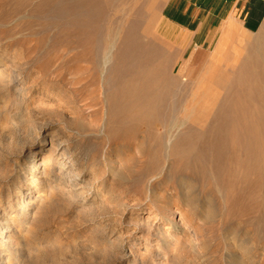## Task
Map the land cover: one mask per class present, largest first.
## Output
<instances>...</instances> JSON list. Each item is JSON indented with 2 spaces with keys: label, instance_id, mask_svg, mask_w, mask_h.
Returning a JSON list of instances; mask_svg holds the SVG:
<instances>
[{
  "label": "rangeland",
  "instance_id": "rangeland-1",
  "mask_svg": "<svg viewBox=\"0 0 264 264\" xmlns=\"http://www.w3.org/2000/svg\"><path fill=\"white\" fill-rule=\"evenodd\" d=\"M240 20L207 0H0V69L17 75L0 83V219L19 251L0 243V263L138 264L132 244L172 264L132 224L182 213L201 244L178 263L264 264V80L238 78L264 23ZM36 158L62 179L29 182Z\"/></svg>",
  "mask_w": 264,
  "mask_h": 264
},
{
  "label": "bare ground",
  "instance_id": "bare-ground-1",
  "mask_svg": "<svg viewBox=\"0 0 264 264\" xmlns=\"http://www.w3.org/2000/svg\"><path fill=\"white\" fill-rule=\"evenodd\" d=\"M261 45L262 46H258V47H255V48L253 47L255 50L252 49V50H254V52L250 51L252 53H249V52L246 53V51H247V50L245 51L246 47L245 48L244 47L241 48L243 50V52L246 53V56L244 55V57H242L243 56V53H242L241 57L243 58V60L240 57V59H241L240 66H241L242 72L243 71L244 72L247 71V73H245L246 76H244V75L243 76L240 75V77L237 76L238 78H240V79H246L247 78L248 81L249 80H254V79H257V80L263 79L264 80V42ZM222 46H224V45H218L217 46V49H216V53L217 54H219L221 52V50H223ZM250 49H248V50H250ZM233 51L236 52V54H240L241 53V51H239V50L236 51V49H234V48L232 49L231 53H233ZM147 53H149V52H147ZM215 57H216V55H215ZM237 58H238V56H237ZM108 60H109V56H108V54H105L104 62L106 63ZM9 66H11V65H9ZM9 66L7 65V67H9ZM7 67H5L4 69L3 68L0 69V83L7 84V87H9V89H10V88H13L15 86V84H12V82H13L14 79L17 78V75L14 73L15 72L13 70L14 68L12 69L11 67H9V68H7ZM139 69H141V67ZM132 70H133V68H132ZM255 70H259V71H255ZM129 71L131 72V70H129ZM134 71L137 72V70H134ZM238 71H239V68H238ZM254 71H255V73L256 72L257 73L260 72V74L257 75V76L253 75L252 73H254ZM139 73H140V71H139ZM139 73L137 72V75ZM139 75H141V77L144 76L143 78H145L147 76V70H143V72H141ZM141 77H139V78L141 79ZM144 81L147 82L146 79ZM239 81H241V80H239ZM239 81H237V82H239ZM132 83H133V81H132ZM247 85H245V86H247ZM259 87H260V85H259ZM248 88H249V86H248ZM261 88H263L262 85H261ZM144 90L146 91L145 88H144ZM262 90H264V88ZM21 94H23V92L21 90H19V92L16 94L17 95L16 98L18 100H19V97H20ZM147 100H149V99H147ZM144 101H145V99H144ZM149 110H150V108H149ZM146 111H148V110H146ZM61 138H60V140H58L56 146L54 148H52V150L50 152H48V155H50V153L52 151H55L57 147L59 148L58 150H60V153H59L60 157H62L65 154L66 148L65 147H61V146L66 145V140L65 139H61ZM32 156H34V157L37 156V151H34ZM48 159H46V160L42 159L41 165H39V163H38L39 160L37 158L30 162V167L28 168V172L31 173L32 178H29V180H28L29 182L33 181V178L36 177V175L39 176V177H44V179H46L47 181H50V178H49L48 174L52 175V177L54 178L53 179L54 182H57L59 179L60 180L62 179L61 176L59 178L54 177L52 167H46L45 164H46V162H48ZM40 160H41V158H40ZM59 161L60 162L58 163V166H59V171L61 172L62 168H64V166H65V163H64V159H60ZM42 166H43L42 173H38V171H37L38 167H42ZM71 166L72 165L69 164V167H71ZM70 169H72V168H70ZM67 174H68L67 176L69 178H73V177L77 176L78 173L75 172L72 169V170H69ZM34 185H39V184L37 182H35ZM71 186L74 187L75 184L71 183ZM85 188L89 189L90 188V184L87 183ZM18 190H19V188H17L15 193H13V194L10 193V192H7V200H9L10 196L13 195L11 197L12 198L11 201H13L14 206L17 207V208H20L21 211H25L26 210L25 207H27V205L29 203V199L26 198V200H23V197H21V195L19 194ZM25 197H27V196L25 195ZM166 209L167 210H165V211H170L169 208H166ZM1 217L2 218L0 219V243L2 244L3 247L4 246H9L10 247V249L12 251L11 258L14 260L13 262H16V260L14 258H15V256L17 254H19L18 247L14 243L15 242L14 236L16 234L13 231V228L10 227L9 224H8L9 221H8L7 215H4V213H3L1 215ZM155 217L156 216L153 215V213H151L149 216H147V218H146V220L144 222H139V223L138 222H134V224H132L133 225V229H132L133 233H131V234H133L134 239H141L142 238L143 240H145V245H147L148 239H154L155 241H159V242H157L158 244L156 245L157 248L155 250V258L162 259V260L166 261V257H169V258H171V260L173 262L172 264H180V263H178V260H179V258H180L179 256L181 254L185 253L186 250L195 252L196 249L199 248V245L201 244V240H200V238L198 236L197 230L193 229V228H192V230L191 229H187L186 226L183 224V221L186 219L185 214L181 213L180 221H178V222L174 221L173 218L171 220L169 218H163V217L160 218L159 221H162V223H164V227L166 229L160 227V225H155V227H153L154 225L152 223H150V221L152 219H155ZM168 231H170V232H168ZM5 233H7V234H5ZM181 237L182 238L183 237L186 238V241L183 244L180 243V238ZM134 249H135V247L132 244H129L127 252L130 255H132V258H133L134 261L138 260L137 261L138 264H143L142 258L138 259V257L136 255H134V253H133ZM135 250H137V249H135ZM11 251L9 250L8 252H11ZM161 251H162V253H161ZM145 253H146V247H145ZM0 254H1V252H0ZM142 255H144V254H142ZM145 255L148 256L147 254H145ZM161 255H164V256L160 257ZM11 258L9 259L7 257L4 260V262L0 263V264H9L10 261H11Z\"/></svg>",
  "mask_w": 264,
  "mask_h": 264
},
{
  "label": "crops",
  "instance_id": "crops-1",
  "mask_svg": "<svg viewBox=\"0 0 264 264\" xmlns=\"http://www.w3.org/2000/svg\"><path fill=\"white\" fill-rule=\"evenodd\" d=\"M211 7L226 8L241 19L248 30L258 29L264 23V0H207Z\"/></svg>",
  "mask_w": 264,
  "mask_h": 264
}]
</instances>
